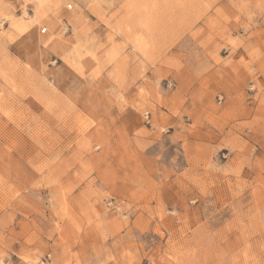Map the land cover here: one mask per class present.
<instances>
[{
    "label": "rangeland",
    "instance_id": "374dc122",
    "mask_svg": "<svg viewBox=\"0 0 264 264\" xmlns=\"http://www.w3.org/2000/svg\"><path fill=\"white\" fill-rule=\"evenodd\" d=\"M0 264H264V0H0Z\"/></svg>",
    "mask_w": 264,
    "mask_h": 264
},
{
    "label": "built area",
    "instance_id": "2783aa9c",
    "mask_svg": "<svg viewBox=\"0 0 264 264\" xmlns=\"http://www.w3.org/2000/svg\"><path fill=\"white\" fill-rule=\"evenodd\" d=\"M44 32H45V30L42 31V33H44Z\"/></svg>",
    "mask_w": 264,
    "mask_h": 264
}]
</instances>
